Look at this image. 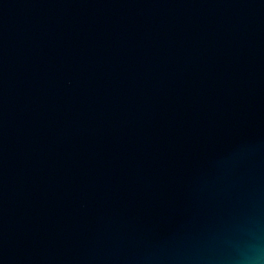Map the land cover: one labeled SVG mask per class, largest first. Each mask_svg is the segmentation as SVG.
<instances>
[{"label": "water", "instance_id": "water-1", "mask_svg": "<svg viewBox=\"0 0 264 264\" xmlns=\"http://www.w3.org/2000/svg\"><path fill=\"white\" fill-rule=\"evenodd\" d=\"M0 264H264V0H0Z\"/></svg>", "mask_w": 264, "mask_h": 264}]
</instances>
